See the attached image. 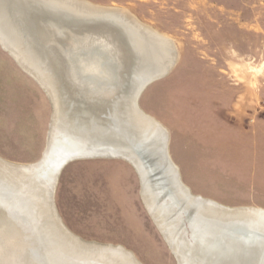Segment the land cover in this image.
<instances>
[{
    "label": "bare ground",
    "instance_id": "bare-ground-1",
    "mask_svg": "<svg viewBox=\"0 0 264 264\" xmlns=\"http://www.w3.org/2000/svg\"><path fill=\"white\" fill-rule=\"evenodd\" d=\"M110 8L0 0V46L53 108L37 162L0 158V264H141L121 246L81 240L56 212L61 168L97 157L123 160L140 176L142 201L177 264H264V210L193 195L164 128L137 105L176 64L172 41Z\"/></svg>",
    "mask_w": 264,
    "mask_h": 264
},
{
    "label": "rangeland",
    "instance_id": "rangeland-1",
    "mask_svg": "<svg viewBox=\"0 0 264 264\" xmlns=\"http://www.w3.org/2000/svg\"><path fill=\"white\" fill-rule=\"evenodd\" d=\"M82 1L121 8L172 41L176 64L141 90L137 105L164 128L182 183L224 207L264 210V0ZM52 112L46 93L0 46V158L37 162ZM139 177L120 159L66 162L54 207L83 241L121 246L141 264H177Z\"/></svg>",
    "mask_w": 264,
    "mask_h": 264
},
{
    "label": "water",
    "instance_id": "water-1",
    "mask_svg": "<svg viewBox=\"0 0 264 264\" xmlns=\"http://www.w3.org/2000/svg\"><path fill=\"white\" fill-rule=\"evenodd\" d=\"M163 75H164V74H163ZM163 75H162V76H163ZM162 76H161V77H162ZM157 79H159V78H157ZM142 89H143V88H142ZM136 101H137V98H136ZM170 250H171V249H170Z\"/></svg>",
    "mask_w": 264,
    "mask_h": 264
}]
</instances>
